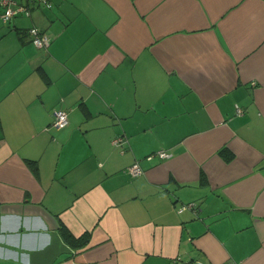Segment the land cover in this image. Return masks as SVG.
Instances as JSON below:
<instances>
[{"label": "crops", "instance_id": "crops-1", "mask_svg": "<svg viewBox=\"0 0 264 264\" xmlns=\"http://www.w3.org/2000/svg\"><path fill=\"white\" fill-rule=\"evenodd\" d=\"M50 2L0 19V264H264V0Z\"/></svg>", "mask_w": 264, "mask_h": 264}, {"label": "built area", "instance_id": "built-area-1", "mask_svg": "<svg viewBox=\"0 0 264 264\" xmlns=\"http://www.w3.org/2000/svg\"><path fill=\"white\" fill-rule=\"evenodd\" d=\"M26 3H18L16 0H0V7H1V13H0V19L2 22H10L11 19L15 14L23 13L24 15H30V8L27 4L28 1H34L37 2L38 5L44 6V7H50L51 2L50 0H25ZM28 32L31 34V40L34 45H36L39 48H47V46L50 43V36L43 32L38 26L32 25L28 28ZM68 122L67 118V111L64 109H57L54 111V118L52 120V125L60 128L64 126ZM123 136H115L112 138L111 142L113 145L121 144L124 141ZM152 155H158L159 157H169L170 153L167 150L160 149L156 151ZM150 155V156H152ZM128 171L132 175H137L142 172V169L138 162L132 163L130 166H128ZM193 202H187V203H178L176 205V210L182 211L186 208H192Z\"/></svg>", "mask_w": 264, "mask_h": 264}, {"label": "trees", "instance_id": "trees-1", "mask_svg": "<svg viewBox=\"0 0 264 264\" xmlns=\"http://www.w3.org/2000/svg\"><path fill=\"white\" fill-rule=\"evenodd\" d=\"M27 31H28V29H27ZM219 153L226 160H229L230 158H232V155H233L232 152L227 147H222L219 150ZM59 232H60L61 236L63 237V239L66 241V243L68 245H70L71 247H80V246H83L86 243V241L88 240V237H89V233L88 232H85L84 234H82L80 236H74L66 228V226L63 225V224H60L59 225Z\"/></svg>", "mask_w": 264, "mask_h": 264}]
</instances>
